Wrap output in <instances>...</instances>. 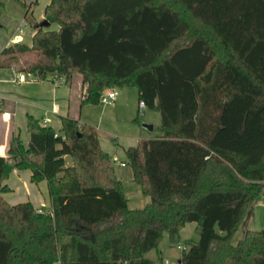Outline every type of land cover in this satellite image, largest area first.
Wrapping results in <instances>:
<instances>
[{
	"label": "trees",
	"instance_id": "trees-1",
	"mask_svg": "<svg viewBox=\"0 0 264 264\" xmlns=\"http://www.w3.org/2000/svg\"><path fill=\"white\" fill-rule=\"evenodd\" d=\"M44 17L57 29L36 26L0 69L35 52L24 71L81 75L82 107L136 87L162 116L161 136L126 150L150 203L129 207L96 127L28 116L29 145L0 156V264H154L165 233L199 222L180 264H264V231L233 243L264 195V0H52ZM14 170L47 183L50 209L4 199Z\"/></svg>",
	"mask_w": 264,
	"mask_h": 264
},
{
	"label": "rangeland",
	"instance_id": "rangeland-1",
	"mask_svg": "<svg viewBox=\"0 0 264 264\" xmlns=\"http://www.w3.org/2000/svg\"><path fill=\"white\" fill-rule=\"evenodd\" d=\"M0 2L2 3L0 6V53L7 47V43L13 37H20L22 38L21 44L31 46L32 34L35 31L34 25L37 22L43 21L45 8L51 0H0ZM32 3L34 4L26 20L25 14L27 8ZM48 29L55 30L57 26L52 25ZM28 59L30 62L38 61L35 53L29 54ZM77 78H81V76L76 75L75 80ZM111 91L119 94L116 107L115 103L104 104L102 102L97 105H84L82 117L90 121L88 123L96 127L97 130L99 129L100 131V127L103 129L100 133L103 145L113 160L118 177L123 182L127 198L130 200V207L136 209L142 207L136 203L139 201V197H145L139 193L137 184L134 182L126 149L134 145L133 138L140 134L148 136L149 139H156L161 136L162 116L159 112L150 110L149 108L140 110L139 92L136 87L106 90L104 95L107 96ZM29 94L33 93L30 92ZM33 99L37 102L40 101L38 97ZM41 100L44 102L43 99ZM47 111L52 112L50 108ZM143 124L153 125L154 130H145ZM24 172L30 174L29 171H20V174H24ZM15 178L20 180V184L14 185V192L11 194L13 195L12 198L20 202L28 201L26 200L28 199L27 192L31 191L26 190L27 186L25 182L21 181L17 176ZM30 184L32 185V183ZM21 187H24L22 192L20 190ZM31 187L34 188L33 192L38 194L37 197L42 203H44L43 195H46L49 205L50 195L46 183L41 182L39 185H32ZM249 226L256 229V231H264V196L259 199L246 217V220L233 239L234 244H237L244 238ZM200 235L199 232H194L189 237L190 239L179 237L173 242L169 234L165 233L158 249L150 251L147 254V258L153 260L154 264H179L184 255V250H188L193 242L198 241Z\"/></svg>",
	"mask_w": 264,
	"mask_h": 264
},
{
	"label": "crops",
	"instance_id": "crops-1",
	"mask_svg": "<svg viewBox=\"0 0 264 264\" xmlns=\"http://www.w3.org/2000/svg\"><path fill=\"white\" fill-rule=\"evenodd\" d=\"M33 4L34 3H32L27 8V11L25 14L26 20H27L28 14L30 13L32 9ZM44 20H45V17L43 15V21H41L40 23L37 22L34 25V30L36 26H41ZM35 33L36 31L33 32L32 38L35 35ZM21 42H22V38L13 37L7 43L6 48L12 45H15V44H19ZM32 53H35V52H32ZM29 54L22 56L19 59V61H17L10 67L0 69V101H1V104H0V156L2 157H7V150H8L10 139L12 137L18 136L21 138V140L24 142L26 146L29 145L30 135L27 131L28 116H33L39 119L43 124H45L46 126L52 127L57 131H60L62 128V119L68 116L73 119L78 120L81 125H84V124L91 125L88 123L90 121H87V119H83L82 117L84 106L82 107L80 105V101L85 93L82 76L80 75L81 78H77V80H75V77H76L75 75L72 78L67 79L65 83L59 84L57 86L55 85V82L60 77V75L57 73H51V74H48L45 79H39L36 76L24 71V68L27 66V64L31 63L28 59ZM35 54L37 55L39 59V55L37 53ZM30 92L33 94H29ZM32 95L34 97H29ZM35 97H38L40 101L39 102L34 101L33 98ZM118 97H119V94L117 93V99L114 102H112V104L115 103V107L118 103L117 102ZM41 99H43L44 102ZM49 108L52 112L47 111V109ZM101 130L103 129L100 127V131L98 129L100 142H101L103 149L107 152V150L105 149L103 145V141L101 139V134H100ZM141 139H149V138L148 136L144 134H140L139 136L133 138V142L135 143H133L134 145H131V147L136 146ZM25 171H28V170H25ZM16 176L19 179H21V181L25 182V185L27 186L26 190L31 191V192H27L28 199L26 200L28 201L20 202V201H15L16 199L12 198L13 195L11 194L14 192V185L20 184V180L16 179L15 178ZM23 177L24 179H22ZM31 177H32L31 172L30 174H28L27 172H24V174H20V171L14 170L12 174L10 175L9 179L5 181V185L8 186V188L11 191L3 195L4 199L11 205H18L21 203L31 202L35 206L36 209H41V208L50 209L52 207L51 198H50L49 205L47 203L46 195H43L44 203H42L41 200H39V198L37 197L38 194L33 192L34 188L31 187L32 185H36L32 183ZM133 179H134V176H133ZM29 182L32 183V185ZM22 189H24V187L20 188L21 192H22ZM47 189H48V185H47ZM137 189L139 193H141V195L145 197V198L139 197V201L136 202L137 204H139V206H142L136 209H142L150 203V198L142 194V191L138 185H137ZM129 207H130V200H129ZM249 230L256 231V229H253L250 226L247 227V231ZM194 232H199L201 234L202 222L191 223V224L186 225V227L182 230L180 237H185L186 239H190L189 237H191V235Z\"/></svg>",
	"mask_w": 264,
	"mask_h": 264
},
{
	"label": "built area",
	"instance_id": "built-area-1",
	"mask_svg": "<svg viewBox=\"0 0 264 264\" xmlns=\"http://www.w3.org/2000/svg\"><path fill=\"white\" fill-rule=\"evenodd\" d=\"M67 81V78L64 76H60L59 79H57V81L55 82V85H59L62 83H65ZM117 99V92L115 91H111L107 96H102L101 98V102L104 104H110L112 102H114ZM146 105L143 101L140 102V109H145Z\"/></svg>",
	"mask_w": 264,
	"mask_h": 264
},
{
	"label": "water",
	"instance_id": "water-1",
	"mask_svg": "<svg viewBox=\"0 0 264 264\" xmlns=\"http://www.w3.org/2000/svg\"><path fill=\"white\" fill-rule=\"evenodd\" d=\"M41 26H44V27H50V23L48 21H44ZM143 128L147 131H153L154 130V127L153 125H149V124H143Z\"/></svg>",
	"mask_w": 264,
	"mask_h": 264
}]
</instances>
